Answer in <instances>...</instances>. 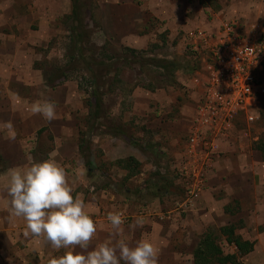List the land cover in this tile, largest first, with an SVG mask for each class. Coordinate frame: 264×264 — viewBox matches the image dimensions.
Returning <instances> with one entry per match:
<instances>
[{
	"label": "rangeland",
	"instance_id": "1",
	"mask_svg": "<svg viewBox=\"0 0 264 264\" xmlns=\"http://www.w3.org/2000/svg\"><path fill=\"white\" fill-rule=\"evenodd\" d=\"M81 2L84 28L75 36L81 35L86 57L104 63L131 48L142 64L115 63L103 88V113L95 120L90 73L80 58L79 63H67L75 37L68 21L73 0H0V171L5 170L3 153L17 160L24 152L21 162L31 163L55 157L68 173L74 197L85 201L97 225L91 247L111 240L107 214L118 211L125 217L122 238L129 244L150 240L159 249L158 264H194L193 252L208 231L218 235L225 255H238L219 233L231 224L244 240L255 243L240 263L264 264V100L252 112L254 122L247 120L246 112L236 119L232 134L220 139V151L205 167L206 186L191 202L178 175L188 130L202 100L207 61L205 52L185 48L184 35L234 18L249 26L264 25V0H161L154 9L144 8L143 0ZM152 58L195 62L196 69L177 70L171 79L144 63ZM47 71H65L70 79L49 88ZM45 99L57 106L51 123L29 111L33 102ZM189 102L194 104L192 114ZM9 120L15 140H9L4 129ZM86 145L91 167L82 153ZM240 153L251 169L235 186L223 165ZM214 170L221 179L209 189ZM137 217L145 224L133 230L129 225ZM64 251L39 240V264Z\"/></svg>",
	"mask_w": 264,
	"mask_h": 264
},
{
	"label": "clouds",
	"instance_id": "2",
	"mask_svg": "<svg viewBox=\"0 0 264 264\" xmlns=\"http://www.w3.org/2000/svg\"><path fill=\"white\" fill-rule=\"evenodd\" d=\"M29 111L49 123L57 118V106L51 100H37ZM4 129L9 140L16 139L11 120L4 123ZM4 190L9 198V220L25 221V237L36 238L57 251L65 250L63 255L50 258L48 264H158L159 249L150 240L141 239L130 246L122 238V212L107 214L111 240L91 247L97 225L86 211L85 201L74 197L68 173L55 157L32 162L22 169H9ZM144 224V218L137 217L129 228H142Z\"/></svg>",
	"mask_w": 264,
	"mask_h": 264
},
{
	"label": "built area",
	"instance_id": "3",
	"mask_svg": "<svg viewBox=\"0 0 264 264\" xmlns=\"http://www.w3.org/2000/svg\"><path fill=\"white\" fill-rule=\"evenodd\" d=\"M184 40L190 52H205L206 80L202 100L193 115L184 158L178 175L186 186L188 201L207 183L210 156L220 151L235 121L264 100V25L245 24L240 19L221 21L214 29H194Z\"/></svg>",
	"mask_w": 264,
	"mask_h": 264
},
{
	"label": "trees",
	"instance_id": "4",
	"mask_svg": "<svg viewBox=\"0 0 264 264\" xmlns=\"http://www.w3.org/2000/svg\"><path fill=\"white\" fill-rule=\"evenodd\" d=\"M68 21L72 23L73 36L78 33V29L84 28L85 22V8L81 0H73V7L71 15L68 16ZM85 44L81 40V35L72 38L70 45V55L68 56L69 61L67 63H72L74 60L80 58L82 59L86 71L90 73L91 78V113L95 120H99L103 113V88L106 86V78L110 74V71L115 67L117 63L125 61L131 64H142V61L135 59L137 52L131 48H126L127 52L123 54L110 55L107 57V61L104 63H99L96 60L86 57V52L84 50ZM81 61H76L79 63ZM116 63V64H115ZM148 65L152 67L162 69L168 78L174 79L175 72L181 70L183 72H191L195 70V62H187L182 64L180 62L159 60L156 58L148 59ZM59 71V69H57ZM57 71H47L46 85L49 88H56L62 84V79H68V74L62 71V74L56 75ZM70 79V77H69ZM68 79V80H69ZM87 143V142H84ZM83 150L84 157L88 158L87 165L89 167L93 164V158L91 157V152L89 150V145ZM149 150L151 147H148ZM161 181L157 184L160 185ZM236 226L234 224L221 227L219 233L225 237L228 244L234 245L238 252L236 254L225 255L221 246L219 245L217 239L218 235L214 231H208L200 239L197 247L193 252L194 264H241L239 261L240 257L250 254L254 250L255 243L249 240H244L241 236L236 233Z\"/></svg>",
	"mask_w": 264,
	"mask_h": 264
},
{
	"label": "crops",
	"instance_id": "5",
	"mask_svg": "<svg viewBox=\"0 0 264 264\" xmlns=\"http://www.w3.org/2000/svg\"><path fill=\"white\" fill-rule=\"evenodd\" d=\"M144 1V8H151L154 9V4L161 0H143ZM175 3L171 1V6ZM15 60L17 62V55H15ZM186 106V105H185ZM184 106V107H185ZM187 106L188 113L192 114L194 109L193 103H188ZM186 106V107H187ZM189 125V124H188ZM191 127V126H190ZM190 127L189 130L190 131ZM14 149L13 153L18 154L19 148L12 145ZM21 151V150H20ZM26 157L24 152H19L16 156L18 158L15 160L14 158L10 157L7 153H3L1 158L4 160L3 169L0 171V264H39V240L32 237H25L23 232L25 230V221L22 218H15L12 221L9 220V205H8V197L4 190V185L8 180L9 169L12 168H23L26 165L30 164V161H23L21 162V157ZM234 157V158H233ZM232 158H228V162H225L223 168L226 169V175L232 176L233 180L231 183L235 186H240L239 181L243 179L247 172L249 173L251 166L248 160L243 157L242 153L240 156H233ZM11 158V159H10ZM2 163V162H1ZM174 166H171L173 170ZM222 167V166H221ZM241 167V170H239ZM222 168V174L224 177ZM220 171V172H221ZM210 188H216L215 183L216 179H221L219 172L211 171L210 176L208 177ZM235 180V181H234ZM238 191L235 192V194ZM233 193V195H235ZM135 242L132 241L130 246H134L138 240Z\"/></svg>",
	"mask_w": 264,
	"mask_h": 264
}]
</instances>
